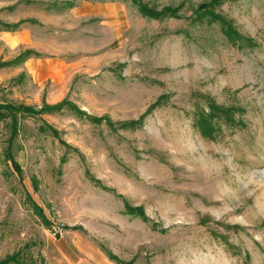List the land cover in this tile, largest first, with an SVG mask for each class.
I'll use <instances>...</instances> for the list:
<instances>
[{
  "label": "rangeland",
  "instance_id": "rangeland-1",
  "mask_svg": "<svg viewBox=\"0 0 264 264\" xmlns=\"http://www.w3.org/2000/svg\"><path fill=\"white\" fill-rule=\"evenodd\" d=\"M209 1L139 0L155 17L131 0H0L19 23L0 61L35 53L0 70V102L65 103L18 117L20 176L0 122V260L264 264V0L215 9L236 45L194 19ZM210 103L227 113L211 136Z\"/></svg>",
  "mask_w": 264,
  "mask_h": 264
},
{
  "label": "trees",
  "instance_id": "trees-1",
  "mask_svg": "<svg viewBox=\"0 0 264 264\" xmlns=\"http://www.w3.org/2000/svg\"><path fill=\"white\" fill-rule=\"evenodd\" d=\"M46 3L47 9H53L56 11H64L67 9H72L76 7L78 0H40ZM95 1H105V0H95ZM134 5H136L139 9V12L143 16H160L164 15L165 13L157 12L152 8H149L146 5H143L139 2V0H131ZM223 3V0H211L206 3H202L198 6L197 9L193 10L194 19L198 22H204L212 25L215 24L218 26L221 34L228 40V42L236 45L237 42L244 44V39L237 34L235 29L232 27L230 22L223 17L221 14L216 13L215 9ZM164 11H170L166 9ZM19 26V23L16 24H6L0 22V31H15ZM35 55L34 52L31 50H25L24 52L20 53L16 58L11 61H0V70L16 65L28 57ZM65 103L58 104L56 106H44L40 112L35 111L33 107L25 106L23 104H15V103H2L0 102V122L9 121V138L7 139V147L4 150V156L11 162L12 168L14 171L20 176L21 169L19 168L17 162L14 161L11 148L14 139L18 135L19 132V118L21 116L25 117L30 114H38L43 111L45 112H54L58 111L62 108ZM208 112L207 114L203 113L200 116V121L198 120L199 125L202 127L204 133L212 135L211 133L215 130L214 125L211 123L213 120L220 115L227 114L225 110L220 108H216L212 105V103L208 104ZM19 117V118H18ZM53 133H55L53 131ZM129 212L138 213L140 217H144L140 209L138 208H127ZM38 212V211H37ZM0 264H32V262L24 261L22 256L19 253H14L11 256H7L6 258L0 260Z\"/></svg>",
  "mask_w": 264,
  "mask_h": 264
}]
</instances>
